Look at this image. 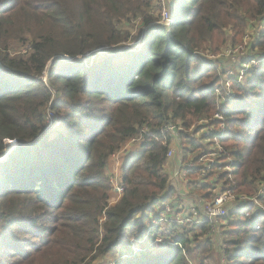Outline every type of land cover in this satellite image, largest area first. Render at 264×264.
Segmentation results:
<instances>
[{"label":"trees","instance_id":"16d2710c","mask_svg":"<svg viewBox=\"0 0 264 264\" xmlns=\"http://www.w3.org/2000/svg\"><path fill=\"white\" fill-rule=\"evenodd\" d=\"M148 1L0 0V159L15 146L0 161V264H86L110 252L128 255L114 264L193 263L186 230L162 234L160 258L132 255L131 241L174 195L159 129L179 121L186 130L217 112L220 63L207 65L199 52L216 53L224 32L220 53L248 29L245 56L261 66L218 106L227 127L219 161L230 172L218 171L197 194L208 201L220 184L252 196L264 182V0H176L170 24L156 28ZM139 16L143 49H120L131 34L124 24ZM26 37V56H11L8 43ZM47 109L62 116L61 129L45 132ZM143 129L152 137L124 160V191L108 206L107 162ZM229 215L212 236L218 245L227 237L224 264H264V214L241 206Z\"/></svg>","mask_w":264,"mask_h":264},{"label":"built area","instance_id":"2783aa9c","mask_svg":"<svg viewBox=\"0 0 264 264\" xmlns=\"http://www.w3.org/2000/svg\"><path fill=\"white\" fill-rule=\"evenodd\" d=\"M166 17L167 13L164 10L161 20H165ZM167 21L171 22V19H168ZM169 24L170 23L166 22L164 25ZM246 37H248L250 41L249 35ZM245 47H248L249 49V43L246 44ZM232 48L235 49L230 50L229 47L226 48L224 53L222 52L220 55L222 60L216 61L220 63L217 71L218 75H221L222 78V88L225 87L223 90L224 94L225 91H227L228 96H226V99H230L231 97L230 85L232 83H241L245 77L248 76L249 72H252V70H258L261 66L260 60L258 59L248 61V64L253 65V67L249 68L248 66H244L246 65V60L250 59L245 56V53L248 50L247 49L245 53L243 51L244 55L242 53L241 56H245V59L242 58L240 60L241 63H239V69H234L235 74H233L232 69L237 65L235 59L238 58L239 55L236 54V47ZM239 49L242 50V47ZM224 61H226V66L222 64ZM206 63L207 65H210V63L213 64L212 61ZM218 91H216L217 98L221 97V94H223L218 93ZM215 113L216 114H214L211 118L209 116L198 120L193 126L186 130L181 126L179 121L176 123L168 122L163 124V126L159 129V136L162 140V143L165 144V142H168L169 150L165 155L166 165L169 163V161L174 160L179 170L178 174L171 175L169 178L170 185H174L171 190L176 195L175 198H188L191 203L187 204V206H182L167 202L164 204V206L158 209V214L156 218L152 219L147 232L132 239V255H138L139 253L148 250V245H151V248L157 245L162 247L164 243L167 242L163 238L162 234H166L168 231L174 229L178 231V233L182 232V230L192 232L194 229L191 228H196L197 231L206 225V236L208 238L216 235L220 236V232L216 234L218 229L227 226L228 220L233 221V217L229 215L230 212L228 206L230 205H234V207H251L253 215H257L258 213L264 214V204L260 200V198L264 195V182L260 184L261 187L258 189L256 194L252 196H234L228 191H222L220 186L219 190H217L218 192H216L210 201H206L201 196L196 194V192H198L203 185L208 184L207 181L209 179H212L213 170L230 172L229 165L226 164V166L223 167L222 163L219 161V158L224 154V148L222 146L221 139L225 137L227 127L221 114L218 111ZM43 119L46 125V131H57L63 126L62 118L59 117V115H57L55 112H52L50 109L46 110ZM146 133H149L147 129L141 130L138 136L132 138L112 157H114L117 162L126 158V154L128 152L127 147H130L131 144H134L136 141H138L139 139L137 138H140V146L144 142V136H147ZM183 133L187 134L188 136V139H186L187 142L192 141V143L196 144L197 146L203 147L198 154H193L194 156L189 154L190 151L183 150L184 157H187V160H182L178 158V156L175 157V152L182 146L181 137H183ZM197 136L199 139H197ZM147 137L152 136L148 135ZM141 138L143 140H141ZM183 140H185V138H183ZM199 141L206 143V145L200 144ZM184 161L187 162L184 163ZM191 175H194L196 178L193 182L188 180L189 176ZM215 177H217V174H215ZM108 181L111 185V192L120 198L124 191L121 175H111L109 176ZM216 189L217 187H214L213 191ZM103 221L104 213L103 217H101L100 223ZM219 238L220 237H218V239ZM218 250L220 253H222V242L219 245ZM127 256L128 255H123L122 258H126Z\"/></svg>","mask_w":264,"mask_h":264},{"label":"rangeland","instance_id":"374dc122","mask_svg":"<svg viewBox=\"0 0 264 264\" xmlns=\"http://www.w3.org/2000/svg\"><path fill=\"white\" fill-rule=\"evenodd\" d=\"M148 2L150 3L151 6L148 9H146L145 13L146 14H150L154 19H156L155 23L151 22L153 24H151V23L148 24V26H151L150 28H156L160 24H165L166 22L170 23V21H167V20L171 19V13H170L171 11H170V9L174 7L176 0H149ZM164 10L167 13L166 19L163 20L165 22H163L161 20V16H162V13H163ZM142 17L139 16V17H137L135 19H132L128 24H126V23L124 24V27L127 28L128 30H130L131 34L129 35L128 40L123 45L120 46V49L128 48L131 52L141 51L143 49L141 44H142V40H144V36H145L144 33L141 35V37L137 38V36H138V34H140V32H144L145 30H147L146 27H144ZM148 30H151V29L148 28ZM222 34H223V36H219V35L215 36V38L213 40V43H212L213 44L212 49H217L216 53H209V52H207V53L206 52L205 53L204 52H199V53H202L204 55V58H202L203 61H206V62H211L212 61L213 63H218L216 61L217 60H222V57L220 55L222 54V52L224 53L226 48L229 47L230 50H234L235 48H232V47H236V49H237L236 54L239 55V57L235 59V62H236L237 65H236L235 68L232 69L233 70V74H235L234 69H237V68L239 69V66H240L239 63H241L240 60L242 58L245 59V56L244 57H241V56H242L243 51L245 53V51L248 49V47H245L246 44L249 43V45H251V42L253 40L252 33L248 29H246V31L244 33V36H243L244 41H243V38H242L241 42L236 44V45H231L230 43H227L226 47L223 50L221 49L222 52L220 53L219 46L221 44H223V42L225 40V37H226L225 36V32L222 33ZM248 35L250 37V41H249V38L246 37ZM29 41H30V39L28 37H26V41H23V42H15V41L9 42L8 43V51H9L10 55L11 56H14V55L15 56H19V55H21V56L25 57L26 56V52L30 48ZM239 46L242 47V50L239 49L240 48ZM116 50L117 49H113L112 51H109V52L112 54ZM244 53H243V55H244ZM248 61L249 60H246V65H244V66H248L249 68L253 67V65L248 64L249 63ZM222 64L226 66V61H224ZM248 67H245V68H248ZM214 73L218 75V71L217 70H214ZM246 79H247V77H245V79L241 82V84H243V83L245 84L248 81ZM248 79H249V77H248ZM219 84H220V87L222 88V85H223L222 80H221V82H219ZM224 89H225V87L223 88V90ZM232 93H233V90L231 89V85H230V94H231L230 96H233ZM226 96H228L227 95V91H225V94H221V97L217 98V104H219V105L216 104V107H217L216 110L217 111H218V106L224 105L227 101L231 100V99H226ZM214 114H216V113L211 114L210 118ZM59 117L62 118L61 115H59ZM45 132L47 133V132H50V131H46V129H45ZM146 135L148 136L150 134L146 133ZM137 139H139V140L136 141L134 144H131L130 147H127V151L128 152H129V149L133 150V149H136V147L139 146L140 138H137ZM197 139H199L198 136H197ZM141 140H143V139L141 138ZM199 143L203 144V145H206V143H204V142L202 143L201 141H199ZM181 145L182 146L180 147V149L175 152V157L178 156V158H180L182 160L183 159L187 160V157H184L183 150L190 151L189 152L190 155H193V154L196 155V154L199 153V150L195 151V150H193L191 148V146H189V144L187 143V140H183L182 139V144ZM185 162H187V161H184V163ZM178 173H179V170H178V166L177 165L175 166V169L170 172L169 175H167V172L165 171V174L167 175L168 178L171 177V175H176ZM217 173H219L217 170H213L212 179H209L207 181L208 185H210L212 183V181L215 180V178H216L215 174H217ZM195 179L196 178H195L194 175H191L188 178V180L192 181V182ZM0 181H1V179H0ZM261 181L262 180L258 181L257 184H261L262 183ZM219 185L220 184H216V186H214L215 188L217 187V189L215 191H213L214 189L213 190H209L213 194V196L216 194V192H218L217 190H219ZM258 187L260 188V186H258ZM256 190H258V189H256ZM196 194H197V192H196ZM175 196L176 195L174 194L173 196L170 197V199H173ZM118 200H119V198H117V197H113V198L109 199V201H108L109 206H113L114 204H116L118 202ZM210 200L211 199H209L208 201H210ZM191 229H194V230L192 232L187 231V239L190 242H192L191 248H193V250H194L193 251L194 260H193L192 264H224L223 255L218 250L219 245L217 244L216 239L214 237H209L210 239H207L208 237L206 236V231L205 230H197L196 231V228H191ZM221 230H223V227L219 228L216 234H218V232H220ZM176 235L177 234H174L173 236H176ZM221 239H222L221 242L223 243L222 245H223V249H224V248H226L225 242H226L227 237L222 235ZM196 246H199V247H196ZM213 247H214V249H217V251H218V253L220 255L219 259H217L216 251L213 249ZM148 250L151 251V254H153V257H155V258L162 257V255L165 252V249L161 248L159 245L154 246L153 248H150ZM210 254H211V256L213 258L210 257ZM122 257H123L122 252H118V253H111L110 252V253L105 254L104 256H102L100 258H97V259H95V260H93L91 262H87L86 264H114L115 260L123 259Z\"/></svg>","mask_w":264,"mask_h":264},{"label":"crops","instance_id":"0c3cea01","mask_svg":"<svg viewBox=\"0 0 264 264\" xmlns=\"http://www.w3.org/2000/svg\"><path fill=\"white\" fill-rule=\"evenodd\" d=\"M136 147V146H135ZM139 149V146L138 147H136V149H133V150H130L129 149V152H127V154H126V156L128 157V156H131V155H134L136 152H137V150ZM126 157V158H127ZM126 158H124V159H121V160H119L118 162L114 159V157H111L109 160H108V162H107V167H106V170H105V173H106V175H107V177H109V176H111V175H114V174H119V175H121V166H122V164H123V162H124V160L126 159ZM175 166H176V163H175V161L174 160H171V161H169V163H167V165L165 166V168H164V172L166 171L167 172V175H169L170 174V172L172 171V170H174L175 169ZM170 178V177H169ZM174 187V185H171V189ZM113 197H117V196H115L112 192H110L109 193V199H111V198H113ZM118 198V197H117ZM109 201V200H108ZM169 203H171V204H174V205H182V206H187V204H190L191 203V201H189L188 200V198H179V197H177V198H173V199H170L169 201H168ZM234 205H230V206H228V209H229V212H231V210H233V209H236L237 207H234ZM201 230V229H200ZM207 239H210V238H207ZM213 249H214V247H213ZM215 251H216V257H217V259H219L220 258V255H219V253H218V251H217V249H214ZM194 257V256H193ZM210 257H212L211 256V254H210ZM215 257V258H216ZM213 258V257H212ZM214 258V259H215ZM222 262V261H221Z\"/></svg>","mask_w":264,"mask_h":264},{"label":"water","instance_id":"95a60500","mask_svg":"<svg viewBox=\"0 0 264 264\" xmlns=\"http://www.w3.org/2000/svg\"><path fill=\"white\" fill-rule=\"evenodd\" d=\"M76 61H77V59L67 60V62H76ZM14 148H15V146H10L9 147V151L7 152V154L3 158H1L0 161H4V159L7 158L9 152L12 151Z\"/></svg>","mask_w":264,"mask_h":264}]
</instances>
